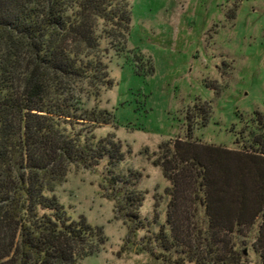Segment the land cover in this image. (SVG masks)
<instances>
[{
    "label": "trees",
    "instance_id": "obj_1",
    "mask_svg": "<svg viewBox=\"0 0 264 264\" xmlns=\"http://www.w3.org/2000/svg\"><path fill=\"white\" fill-rule=\"evenodd\" d=\"M132 1L0 0V264H81L107 244L55 193L72 166L107 161L113 172L125 159L96 130L115 123L101 99L114 87L111 52L126 51ZM255 123L240 150L193 141L190 126L160 147L155 165L172 184L160 255L186 247L193 264H249L241 248L253 239L264 264V115ZM122 198H112L118 212L144 229V197Z\"/></svg>",
    "mask_w": 264,
    "mask_h": 264
},
{
    "label": "rangeland",
    "instance_id": "obj_2",
    "mask_svg": "<svg viewBox=\"0 0 264 264\" xmlns=\"http://www.w3.org/2000/svg\"><path fill=\"white\" fill-rule=\"evenodd\" d=\"M131 9L126 51L111 52L114 87L101 99L115 123L96 130L99 138L114 135L125 159L113 172L107 161L93 169L72 166L55 194L74 220L84 217L106 236L103 251L81 264H193L186 247L185 255L181 248L160 255V234L171 236L172 184L155 162L162 145L185 140L189 126L193 141L237 150L258 130L264 0H133ZM133 190L144 197V229L134 230L118 212L117 201ZM244 242L248 263L261 264L254 240Z\"/></svg>",
    "mask_w": 264,
    "mask_h": 264
}]
</instances>
